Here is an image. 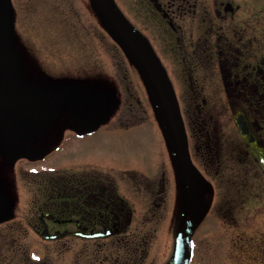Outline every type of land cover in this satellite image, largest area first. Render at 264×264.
<instances>
[{
  "label": "flooded vegetation",
  "instance_id": "1",
  "mask_svg": "<svg viewBox=\"0 0 264 264\" xmlns=\"http://www.w3.org/2000/svg\"><path fill=\"white\" fill-rule=\"evenodd\" d=\"M22 1L12 3L26 41L62 34L57 14L75 20V0H41L44 27L21 21ZM115 5L163 65L179 102L201 202L190 264H264V0ZM129 60L138 78L82 73L72 81L108 98L99 127L71 128L64 108L46 131L26 135L32 154L12 160L0 153V264L167 263L185 196L156 95ZM35 73L25 66L29 82L45 91L66 83ZM72 146L82 156L63 161ZM92 148L121 158L84 154ZM160 215L161 237L153 228ZM203 233L212 241L205 255Z\"/></svg>",
  "mask_w": 264,
  "mask_h": 264
},
{
  "label": "water",
  "instance_id": "2",
  "mask_svg": "<svg viewBox=\"0 0 264 264\" xmlns=\"http://www.w3.org/2000/svg\"><path fill=\"white\" fill-rule=\"evenodd\" d=\"M90 3L126 54L139 65L156 95L185 196L184 212L167 264H190L191 237L201 217V202L197 191L198 173L189 154L173 85L147 41L121 15L115 0H90ZM107 101L106 96L77 83H65L53 91L31 84L25 77L24 63L15 45L12 2L0 0V153L12 160L32 154L24 147L26 135L37 136L46 131L64 108L70 112L71 128L93 130L105 121L103 109ZM5 207L0 196V218Z\"/></svg>",
  "mask_w": 264,
  "mask_h": 264
},
{
  "label": "rangeland",
  "instance_id": "3",
  "mask_svg": "<svg viewBox=\"0 0 264 264\" xmlns=\"http://www.w3.org/2000/svg\"><path fill=\"white\" fill-rule=\"evenodd\" d=\"M22 2H20L22 4L16 6V11L21 21L26 19L33 24L32 21L34 20L40 27H44L45 17L42 16V11L45 4L42 6L41 0H25ZM48 5H50L49 8H54L53 5ZM57 15L62 16L59 17V22L61 18L63 22L62 27L64 30L61 29L62 34L50 35L44 33L43 38H35L33 42L30 39L24 40V42L21 39L19 40L25 58L18 46L17 50L24 59V62L25 60L26 62L29 61V66L34 68L36 72L35 78L41 76L44 79H56L58 80L57 82H72L88 76L95 79L138 78L127 55L121 49L111 32L95 16L88 4V0H75V20H71V24L66 14ZM74 21L75 25L73 27L72 23ZM32 53L33 55H30ZM82 73H87L88 75L84 77ZM84 154L90 156L108 155L104 157L108 159L111 156L120 157L119 155H110L112 153L103 148H92ZM137 154L140 155L138 151ZM127 155L135 156L136 151L129 149ZM81 156V152L75 154V146H72L66 154L62 155V160L66 161ZM145 158H149V156L146 154ZM33 165L35 168L41 170L45 166V163L35 162ZM163 221L164 215H160L159 221H154L153 223V228L158 229L156 233L160 237L162 228L164 227V225H161ZM178 228L179 222L175 225V231H178ZM208 234H201V238L203 239L201 240V254L204 255L206 253V243L212 242L210 241L211 236ZM173 245L174 241L171 237L168 244L167 256H170ZM243 258L244 255L240 254L241 261H243Z\"/></svg>",
  "mask_w": 264,
  "mask_h": 264
}]
</instances>
